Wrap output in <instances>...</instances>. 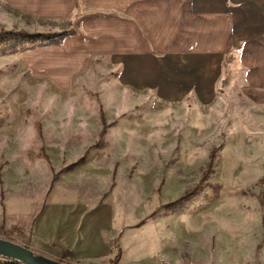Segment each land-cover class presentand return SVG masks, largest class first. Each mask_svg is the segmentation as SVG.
Segmentation results:
<instances>
[{"label": "rangeland", "instance_id": "obj_1", "mask_svg": "<svg viewBox=\"0 0 264 264\" xmlns=\"http://www.w3.org/2000/svg\"><path fill=\"white\" fill-rule=\"evenodd\" d=\"M115 15L0 2L1 201L90 181L92 208L119 232L106 264H264V45L204 48L186 73L131 86L116 54L180 51L179 34L167 47ZM0 238L26 240L5 226Z\"/></svg>", "mask_w": 264, "mask_h": 264}, {"label": "crops", "instance_id": "obj_2", "mask_svg": "<svg viewBox=\"0 0 264 264\" xmlns=\"http://www.w3.org/2000/svg\"><path fill=\"white\" fill-rule=\"evenodd\" d=\"M0 2L16 11L37 13V16L50 18L68 16L75 11L77 4H83L88 9L115 11L113 19L116 20V27L130 25L133 31L145 28L148 32L146 37L149 39L155 33L162 34L167 47L179 34L180 51H168L160 57L153 50L116 54L117 59H121L123 76L131 79V86H139L141 75L152 76V70L156 72L157 68L160 76L186 73L188 64L185 60L204 52V48L209 47L210 52H223L237 44L264 45V0ZM177 23L179 27L176 26ZM121 35L128 42L130 37L135 39L136 34L122 32ZM153 43L151 40V44ZM259 54L260 61L264 58V47ZM250 59L252 53L245 52V57L241 60L242 66L251 70ZM259 67L264 70V63ZM184 75L182 76L185 77ZM48 176L43 174L37 181L40 183ZM90 188L91 182L84 181L75 187L55 189L52 194L42 188L39 193L33 194L21 186L2 201L0 198V227L15 229L17 234L26 239L18 240L19 243L56 259H63L72 264L110 263L116 253L113 241L119 232L117 233L116 227L109 225L107 219H102L100 212L103 210L92 208ZM118 214L119 221L122 222V210H119ZM67 251H71L72 255L65 256Z\"/></svg>", "mask_w": 264, "mask_h": 264}, {"label": "water", "instance_id": "obj_3", "mask_svg": "<svg viewBox=\"0 0 264 264\" xmlns=\"http://www.w3.org/2000/svg\"><path fill=\"white\" fill-rule=\"evenodd\" d=\"M0 256L21 264H71L39 253L26 245L0 238Z\"/></svg>", "mask_w": 264, "mask_h": 264}, {"label": "trees", "instance_id": "obj_4", "mask_svg": "<svg viewBox=\"0 0 264 264\" xmlns=\"http://www.w3.org/2000/svg\"><path fill=\"white\" fill-rule=\"evenodd\" d=\"M12 34H14V32H8L7 33V35H12ZM67 34L68 33H64V34L60 35V38L66 36ZM0 36H3V35H0ZM69 255H72L71 251L65 252V256H69ZM0 264H21V263L13 261V260H8V261H0Z\"/></svg>", "mask_w": 264, "mask_h": 264}, {"label": "built area", "instance_id": "obj_5", "mask_svg": "<svg viewBox=\"0 0 264 264\" xmlns=\"http://www.w3.org/2000/svg\"><path fill=\"white\" fill-rule=\"evenodd\" d=\"M8 260H11V259H8V258H5L3 256H0V261H8Z\"/></svg>", "mask_w": 264, "mask_h": 264}]
</instances>
